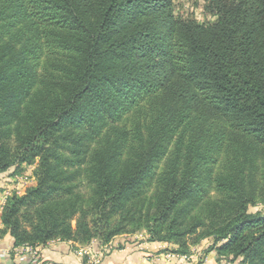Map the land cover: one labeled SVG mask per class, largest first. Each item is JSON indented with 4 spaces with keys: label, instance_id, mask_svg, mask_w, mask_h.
Returning <instances> with one entry per match:
<instances>
[{
    "label": "trees",
    "instance_id": "trees-1",
    "mask_svg": "<svg viewBox=\"0 0 264 264\" xmlns=\"http://www.w3.org/2000/svg\"><path fill=\"white\" fill-rule=\"evenodd\" d=\"M206 1L207 23L173 0H0V173L36 180L1 211L13 254L146 230L264 264V0Z\"/></svg>",
    "mask_w": 264,
    "mask_h": 264
},
{
    "label": "crops",
    "instance_id": "crops-1",
    "mask_svg": "<svg viewBox=\"0 0 264 264\" xmlns=\"http://www.w3.org/2000/svg\"><path fill=\"white\" fill-rule=\"evenodd\" d=\"M4 182V173H0V188L5 185ZM24 192L25 189L20 191ZM12 244L10 236H0V263L27 264L20 259L16 250L12 253ZM201 246H196L198 250L193 246L187 260L170 250H165L168 249L167 244L150 242L137 233L116 236L107 244L96 240L88 246H82L73 241L51 240L38 248L41 264H203L199 256ZM82 249L87 252H81ZM96 253H100L96 255L97 258ZM205 254L212 257L216 264L219 263L214 252ZM85 257H88L87 260Z\"/></svg>",
    "mask_w": 264,
    "mask_h": 264
},
{
    "label": "rangeland",
    "instance_id": "rangeland-1",
    "mask_svg": "<svg viewBox=\"0 0 264 264\" xmlns=\"http://www.w3.org/2000/svg\"><path fill=\"white\" fill-rule=\"evenodd\" d=\"M207 4L206 0H173V7L178 16L185 18H193L200 22H212L214 18L205 9ZM4 186L0 188V198L7 196L8 194L17 193L18 191L27 190L29 187L36 185L34 176V165H24L20 167V170L15 171L14 168L4 172ZM81 189H87L86 182L81 183ZM251 212L264 213V202L257 204L250 209ZM137 234L141 237L144 236L148 240L149 234L146 230H140ZM149 241V240H148ZM211 241L204 240L203 246L199 247V256L202 259L203 264H216V262L210 256H206L205 250L210 246ZM119 245V243H118ZM198 250L196 246H194ZM167 250V249H165ZM86 260L88 257H85Z\"/></svg>",
    "mask_w": 264,
    "mask_h": 264
},
{
    "label": "built area",
    "instance_id": "built-area-1",
    "mask_svg": "<svg viewBox=\"0 0 264 264\" xmlns=\"http://www.w3.org/2000/svg\"><path fill=\"white\" fill-rule=\"evenodd\" d=\"M20 193V191H18ZM11 194H8L5 197H2L0 200V212L2 211V208L7 200V197L10 196ZM1 225V223H0ZM81 252H87V250L82 249ZM17 255L20 257V259L27 264H41V260L39 257V248H34L31 246H22L20 248L16 249ZM100 253H96V255H99ZM94 256V257H95ZM184 259H189L190 256H182ZM97 258V256H96ZM94 259V258H93Z\"/></svg>",
    "mask_w": 264,
    "mask_h": 264
}]
</instances>
